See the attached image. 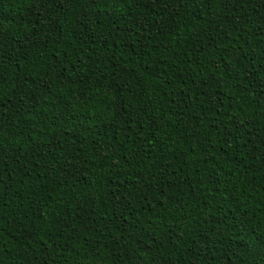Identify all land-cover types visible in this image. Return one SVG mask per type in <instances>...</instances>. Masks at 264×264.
Segmentation results:
<instances>
[{
    "label": "trees",
    "instance_id": "1",
    "mask_svg": "<svg viewBox=\"0 0 264 264\" xmlns=\"http://www.w3.org/2000/svg\"><path fill=\"white\" fill-rule=\"evenodd\" d=\"M0 264H264V0H0Z\"/></svg>",
    "mask_w": 264,
    "mask_h": 264
}]
</instances>
